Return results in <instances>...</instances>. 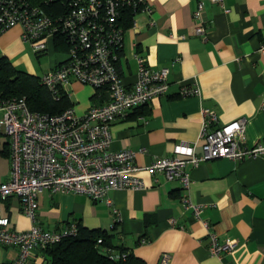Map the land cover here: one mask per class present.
<instances>
[{
	"label": "crops",
	"instance_id": "0c3cea01",
	"mask_svg": "<svg viewBox=\"0 0 264 264\" xmlns=\"http://www.w3.org/2000/svg\"><path fill=\"white\" fill-rule=\"evenodd\" d=\"M198 1L202 36L191 33ZM146 2L150 12L135 16L137 32L124 31L116 66L127 87L133 84L137 58L152 69L167 67V89L108 126L110 150L134 152L142 187L108 191V205L83 194L42 190L36 195V223L49 231L75 224L77 229L102 232L109 238L111 253L125 248L140 262L135 264H159L163 253L168 254L166 264H264V155L186 163L187 189L176 178L167 180L160 172L144 169L157 158L172 157L173 146L181 141L195 143L193 153L201 154V108L214 111L218 124L243 118L247 145L264 139V53L258 51L264 45V0H223V8L209 0ZM23 47L19 28L0 35V56L12 65ZM46 51L53 52L48 54L49 69L64 59L54 53L65 55L66 48L53 40ZM181 84L196 86L198 94L181 96ZM68 92L76 115L106 100L105 91L74 80ZM8 177V157L0 156V183ZM183 196L201 208L198 218L182 204ZM0 213L11 229L25 231L30 226L14 197L0 202ZM208 231L218 243L235 240L234 248L219 258L211 256ZM140 239L147 242L140 244ZM0 250V263L9 264L16 255L15 248ZM27 264L48 263L40 250H34Z\"/></svg>",
	"mask_w": 264,
	"mask_h": 264
},
{
	"label": "built area",
	"instance_id": "2783aa9c",
	"mask_svg": "<svg viewBox=\"0 0 264 264\" xmlns=\"http://www.w3.org/2000/svg\"><path fill=\"white\" fill-rule=\"evenodd\" d=\"M209 1L223 8V0ZM57 4L60 9L48 14L28 0H0V34L18 27L20 40L38 55L46 51L50 41L58 40L65 46L64 59L38 78L53 99L59 94L68 98V84L74 80L103 89L106 100L90 106L82 115H76L71 107L56 114L31 111L24 97L0 100V132L6 136L9 160L8 180L0 183V202L16 198L20 211L30 221L27 230L16 231L9 228L8 218L0 213V246L16 249L9 264H27L32 251L76 234L75 224L56 231L37 225L36 195L40 191L83 194L108 205V191L142 187L136 175L140 168L133 164L134 152L110 150L108 126L167 89V67L152 69L137 58L133 84L127 87L116 66L124 31L137 32L135 16L150 12L146 0H60ZM201 10L202 2L198 1L192 11L193 35L204 34ZM148 24L153 26L154 22L150 20ZM258 51L264 53V45ZM179 94L197 95L198 89L181 84ZM199 115L197 139L201 142V154L193 153L195 143L181 141L173 146L172 157L155 159L144 168L147 172H160L167 180L176 178L187 189L189 175L183 171L186 163L194 166L216 158L241 161L264 155V139L246 144L243 118L218 124L214 111L201 108ZM182 204L198 218L199 206L192 205L184 196ZM202 224L209 228L207 222ZM207 235L208 252L213 257L219 258L222 252L234 248L235 240L218 243L214 233L208 231ZM146 242L139 240L140 244ZM167 260L168 254L163 253L159 264H166Z\"/></svg>",
	"mask_w": 264,
	"mask_h": 264
},
{
	"label": "trees",
	"instance_id": "16d2710c",
	"mask_svg": "<svg viewBox=\"0 0 264 264\" xmlns=\"http://www.w3.org/2000/svg\"><path fill=\"white\" fill-rule=\"evenodd\" d=\"M28 2L40 6L48 14L60 9V5L57 4L60 0L52 2L28 0ZM127 23L128 20H125L124 24L127 25ZM35 55L38 56V54ZM38 78L33 74L17 70L7 58L0 56V100L24 97L29 110L47 114L59 113L70 106L65 94H59L57 99H53L47 89L39 83ZM0 156H8L7 142L2 144ZM111 249L113 248L108 236L102 232L78 228L74 236L63 238L40 251L48 264H135L139 262L125 248H116V254L111 253ZM114 255L118 258L115 259Z\"/></svg>",
	"mask_w": 264,
	"mask_h": 264
},
{
	"label": "rangeland",
	"instance_id": "374dc122",
	"mask_svg": "<svg viewBox=\"0 0 264 264\" xmlns=\"http://www.w3.org/2000/svg\"><path fill=\"white\" fill-rule=\"evenodd\" d=\"M12 28H18V27H12ZM12 28H8L4 32H6ZM20 42L24 47H23V50H20L14 56V58H12L14 61H16L15 63H13V66L19 71H23V72L33 74L35 76L40 77L41 74L44 71H46L48 68V63H47L48 62V56H49L48 54L51 51H45L43 54L36 56L28 44H24L21 40H20ZM54 54L59 56V57H62V58L64 57V54H57V53H54ZM51 55H53V52H51ZM76 82H78L81 86H88V87L92 88V86H90L88 84H84V83H81L79 81H76ZM0 115H1V113H0ZM4 140H6V136L3 135V133H1L0 134V142H2Z\"/></svg>",
	"mask_w": 264,
	"mask_h": 264
}]
</instances>
